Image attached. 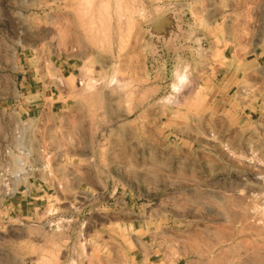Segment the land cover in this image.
<instances>
[{
    "label": "rangeland",
    "instance_id": "374dc122",
    "mask_svg": "<svg viewBox=\"0 0 264 264\" xmlns=\"http://www.w3.org/2000/svg\"><path fill=\"white\" fill-rule=\"evenodd\" d=\"M231 30L264 40V0H0L2 95L20 58L76 67L30 120L58 191L0 205V264H264V63Z\"/></svg>",
    "mask_w": 264,
    "mask_h": 264
},
{
    "label": "crops",
    "instance_id": "0c3cea01",
    "mask_svg": "<svg viewBox=\"0 0 264 264\" xmlns=\"http://www.w3.org/2000/svg\"><path fill=\"white\" fill-rule=\"evenodd\" d=\"M230 31L226 37L225 50H232V65L245 64L244 58H239L236 51L244 46L251 48L253 61L264 63V40L256 46L243 45V41L237 38V32ZM240 41V42H239ZM225 51V53H226ZM25 61V62H22ZM22 70L12 79L15 87L12 92L2 95L0 92V108L3 114L16 116V118H38L45 115H53L58 118L65 110L66 102L61 98L62 86L65 85L63 79H68L73 75L76 67L74 63L56 59L20 58ZM24 63V64H23ZM50 64L51 71L55 78L48 76L46 66ZM39 68V69H38ZM7 96L9 98H7ZM52 186L42 178H36L32 182V197L17 196L8 204L9 209L18 212L21 218L31 217L36 209L49 194H54ZM146 264H161L152 261V256ZM142 261H145L142 257Z\"/></svg>",
    "mask_w": 264,
    "mask_h": 264
},
{
    "label": "built area",
    "instance_id": "2783aa9c",
    "mask_svg": "<svg viewBox=\"0 0 264 264\" xmlns=\"http://www.w3.org/2000/svg\"><path fill=\"white\" fill-rule=\"evenodd\" d=\"M3 114L0 108V128L6 129V135L0 140V205L17 196L32 197V182L36 178L46 180L55 193L58 188L54 181H48L51 176V154L41 144L35 150L33 142V124L30 120L38 118L11 119ZM15 122V123H14ZM38 174L44 177H36Z\"/></svg>",
    "mask_w": 264,
    "mask_h": 264
},
{
    "label": "bare ground",
    "instance_id": "6f19581e",
    "mask_svg": "<svg viewBox=\"0 0 264 264\" xmlns=\"http://www.w3.org/2000/svg\"><path fill=\"white\" fill-rule=\"evenodd\" d=\"M232 258V257H231ZM225 260H226V258H225ZM223 263V262H222ZM215 264H217V263H215Z\"/></svg>",
    "mask_w": 264,
    "mask_h": 264
}]
</instances>
